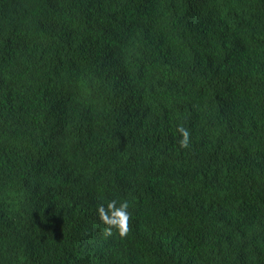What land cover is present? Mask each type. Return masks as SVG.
I'll return each instance as SVG.
<instances>
[{
    "label": "trees",
    "instance_id": "16d2710c",
    "mask_svg": "<svg viewBox=\"0 0 264 264\" xmlns=\"http://www.w3.org/2000/svg\"><path fill=\"white\" fill-rule=\"evenodd\" d=\"M0 264H264V0H0Z\"/></svg>",
    "mask_w": 264,
    "mask_h": 264
},
{
    "label": "clouds",
    "instance_id": "9594fccd",
    "mask_svg": "<svg viewBox=\"0 0 264 264\" xmlns=\"http://www.w3.org/2000/svg\"><path fill=\"white\" fill-rule=\"evenodd\" d=\"M184 147H187V143H186V139L184 142H182ZM109 209L112 210V215L113 217H116V220L111 221V226L108 229V233H111V227H116L119 228V220H124L126 221L128 218V203L125 201L123 203L120 204L119 208L115 207V202H113L112 204L109 205ZM102 212V219L105 220L107 222L108 218L107 216H105L103 214V209H101ZM121 235L124 234V232L120 233Z\"/></svg>",
    "mask_w": 264,
    "mask_h": 264
}]
</instances>
